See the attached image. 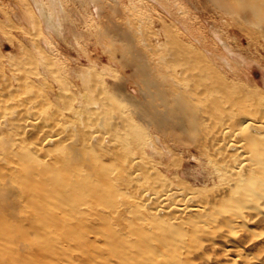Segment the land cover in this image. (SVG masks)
I'll list each match as a JSON object with an SVG mask.
<instances>
[{"label":"bare ground","instance_id":"6f19581e","mask_svg":"<svg viewBox=\"0 0 264 264\" xmlns=\"http://www.w3.org/2000/svg\"><path fill=\"white\" fill-rule=\"evenodd\" d=\"M17 1L31 32L27 56L0 58V264H264V90L229 56L172 32L157 54L122 23L136 94L110 89L45 51L51 32L79 45L61 0ZM211 1L264 33V0Z\"/></svg>","mask_w":264,"mask_h":264},{"label":"rangeland","instance_id":"374dc122","mask_svg":"<svg viewBox=\"0 0 264 264\" xmlns=\"http://www.w3.org/2000/svg\"><path fill=\"white\" fill-rule=\"evenodd\" d=\"M61 1L67 16L64 25L71 24L74 39L79 45L73 43L72 36H65L63 40L56 32L50 33L49 46L42 45L47 53L59 54V61H56L59 67L79 69L94 65L104 79H108V88L112 89L117 79L114 78L115 74L123 78L125 91L135 95L136 90L130 77L133 73L130 63L132 51L123 45L121 39L125 34L116 26V23H122L127 28L131 27L133 31L129 33L137 39L139 45L148 43L157 54L168 52L166 34L168 38L172 32L182 43L191 45L200 54L204 55L206 48L215 65L220 63V57L229 56L244 83L251 87L257 84L258 88L264 90V33L256 27V22L248 12L225 13L216 8L211 0ZM44 2L47 5L51 3L50 0ZM18 4L17 0H0V58L5 63L10 58L27 56L19 47L21 43H28L31 26L25 21L18 26L13 18V11L22 5ZM4 12L10 17H5ZM130 34L127 38H131ZM113 52L118 53V59L112 58ZM243 59L245 61H241ZM187 155L180 153L183 167L187 170L186 176H201L200 168Z\"/></svg>","mask_w":264,"mask_h":264}]
</instances>
